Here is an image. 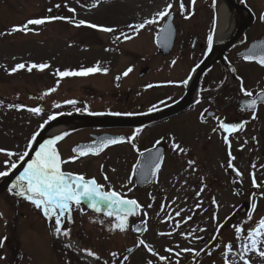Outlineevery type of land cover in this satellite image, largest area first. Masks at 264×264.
Returning a JSON list of instances; mask_svg holds the SVG:
<instances>
[{"label":"rangeland","instance_id":"obj_1","mask_svg":"<svg viewBox=\"0 0 264 264\" xmlns=\"http://www.w3.org/2000/svg\"><path fill=\"white\" fill-rule=\"evenodd\" d=\"M169 3L172 9H181V0H0V150H4L0 151V171L19 160L18 155L9 157L6 153H23L31 137L51 114L71 111L75 105L86 110L122 111L142 104L135 101L128 107L121 105L126 94L135 97L137 77L121 76V85L115 86L114 74H120L132 63L126 51L135 43L148 39L149 25L138 33L129 25L142 23L150 13L164 9ZM183 3V13L190 9L195 11V8L202 15L206 13V0H195V4L192 0H183ZM70 8L74 11H69ZM52 17L63 19L30 25L27 33L12 32L13 27L22 26L29 19ZM80 21L85 24L77 27ZM194 23H199V19ZM87 24L111 27L115 31L105 33L95 28V32L83 28ZM121 33L131 39H125ZM106 45L121 51L115 55L113 72L64 78L57 75L58 71H80L75 69L81 64L91 65L93 59L89 57L106 55ZM170 60H162L161 73L155 80L179 81L185 76L188 69H183L179 61L171 64ZM20 63L25 64V68L12 73L11 69ZM33 63L48 67L29 72L27 66ZM53 88L55 91H49ZM114 88L121 91L115 92ZM162 92L168 95L173 89ZM119 94H122L120 101ZM72 100L76 101L74 105L67 103ZM29 108L41 111L36 114L29 112ZM167 126L178 139L189 134L188 152L191 154L173 151L169 145L172 151L158 180L145 191L136 190L128 179V167L134 156L128 155L125 147L75 165L66 159L65 171L82 173L88 179H96L106 190L135 198L140 208L134 216L140 225H145L143 235L132 233L128 218L126 230L121 232L113 228L118 223L116 217L104 215L107 209L97 212L75 204L71 206V222L62 218V231H68L69 235L58 234L55 217L46 218L41 210L12 190L11 194L0 195V240L4 241L0 246V264H89L83 262L78 249L85 254L86 250L95 253L92 264H149V261L151 264H206V143L202 141V131L186 119L181 124L171 122ZM87 129L94 128L82 130ZM153 135L155 131L145 133L143 137L146 138L139 142L149 146ZM86 137V133L77 134L74 139ZM197 171L200 173H195ZM140 240L156 255L138 246ZM184 249H192L199 255ZM113 252L115 257L111 255Z\"/></svg>","mask_w":264,"mask_h":264},{"label":"snow or ice","instance_id":"obj_2","mask_svg":"<svg viewBox=\"0 0 264 264\" xmlns=\"http://www.w3.org/2000/svg\"><path fill=\"white\" fill-rule=\"evenodd\" d=\"M192 3L195 4V0H192ZM59 7V5H57ZM173 5L171 3L167 4V6L162 10L156 13L155 17L153 19H146L142 23H139L137 25H129V28H131L135 32H139L141 29H144L147 25H151L154 23L159 22V20H163L166 17L170 18L171 9ZM181 12L183 14L185 10V5L183 3V0H181L180 4ZM50 11V10H49ZM69 11H74V9H69ZM188 18L187 16L185 17ZM51 19H63V17H52V18H35V19H29L25 24L22 26H16L12 28V32H29L31 29L29 28L30 25H43L47 22H50ZM260 20L264 21V14H261ZM85 21H80L76 26L79 27L80 25H84ZM89 28H98L99 31L110 33L114 32L115 29L111 27H101L94 24H87L86 25ZM122 36H124L125 39H131L130 36L126 35L125 33H121ZM120 37H117L119 39ZM213 37L210 35L208 37V46L209 49H211L212 46ZM256 47L254 46L253 49H250V54L245 57L246 60H256L257 63H259L261 66H264V43H262L259 47L261 48V51L257 55L256 53ZM48 67L47 64H30L27 66V70L31 72L33 69H39L44 70ZM25 64L20 63L17 64L14 68L11 69L12 73L17 72L18 70L24 69ZM101 69L99 68H87L83 69L81 71H63L57 72V75L60 78L68 77V76H87L89 74L99 72ZM103 71H107L106 69ZM132 71L131 68H128L123 75L127 76ZM119 79V77H117ZM238 80L241 81L240 91L243 93L245 97H252L253 93L246 90L243 86V81L240 77H237ZM183 83H187V80H185ZM148 87H151L149 85ZM49 91H55V88L50 89ZM47 93H45L46 95ZM258 97L261 99H264V93H258ZM69 104H75L76 101H67ZM257 101L255 99L250 100L244 107L247 109L254 110L256 107ZM59 107V105H56ZM19 107V106H17ZM155 108V105L153 106V109ZM153 109H150L153 110ZM29 112L39 114L41 109L39 108H29ZM98 115V113H97ZM114 115H119V113H114ZM56 117L54 115L49 116L48 119L53 120ZM255 118V117H253ZM43 127V125H41ZM219 127L223 129L225 133H232L238 130V128H242L243 125H236V124H229L221 122ZM38 133L34 134L29 144L26 148V150L23 153L20 154H14L12 152H7L6 155L9 157H12L13 155H18V159L20 161H24L25 157L29 156L28 149H31L32 142L36 140V136ZM63 136L58 135L55 136L53 139L45 141V143L41 144L39 147V150L36 151L35 157L31 159V161L27 164V167L24 168L23 172L17 177L16 182L12 185L13 189H16L17 191L15 194L17 196L23 197L24 200L30 202L36 209H39L43 212V215L46 218H52L55 217V232L62 235H69L68 231H62V218H66L69 222H71V206L75 204L76 206H79L82 202H87L88 207L92 208L93 210L99 212L101 209H107V211L104 212V215L112 217L115 216L118 223L113 225V228L119 229V231L123 232L126 230L127 226V218L129 216L135 215L136 210L140 208V205L138 202L134 199H125L122 197L121 193H118L116 191H107L105 192L103 190V186L98 184L95 179H86L81 174H75L71 172H65L62 170V165L67 163L68 161H65L61 158L60 153L58 152V149L56 148V144L58 141L62 140ZM135 139V135L131 138ZM225 140L227 142V137H225ZM122 142L121 139H102L98 143L94 142L93 146H87V147H76L73 149V152L76 153L73 157L70 159L74 162L76 159H78L80 156H86L89 153L91 154H98L100 151H102L105 147L109 145H114L117 143ZM159 143V141H157ZM173 149H179L181 152L183 149L179 148V145L173 144ZM4 151V150H0ZM149 154L151 155V150H148ZM140 155H144V153H140ZM229 164L228 167L233 168V171L236 172V175L239 176L241 173L234 168V166L231 164V159H234L231 157V154L229 153ZM139 163V162H138ZM190 163H193L190 161ZM7 164V162H6ZM17 167L16 163H10L7 164V170L0 171V178L7 177L9 175V172L11 169H15ZM152 167V175L155 176L156 172L160 168L159 163V157L155 159V162L151 165ZM135 171V169H134ZM107 179V177H105ZM255 178L253 176V187H257ZM256 205L253 204L252 208L255 209ZM179 215V213H177ZM190 219V217H189ZM249 219H251V213L249 214ZM260 227L255 232L249 233V239L251 240V248L255 249L257 240L256 237L260 234L261 230H264V218L261 219ZM242 228L241 227H235V232L237 234L241 233ZM168 235H171V233H168ZM215 239V237H213ZM4 241L0 240V246H3ZM138 246H144L145 248H148V245L145 244L143 240L139 241ZM246 247H248L246 245ZM150 252H152L153 255H156V253L151 249L148 248ZM129 252L132 251V249H128ZM166 251H172L171 249H166ZM185 252H193L192 249H184ZM86 254L89 257L95 256V253L91 250H86ZM194 255H199V252H193ZM227 254V253H226ZM262 257H264V250H262L259 253ZM113 257L116 256V253L113 252L111 254ZM98 258V257H97ZM127 259V257H125ZM161 260H164V257L160 258ZM241 260L244 261V264H248V261L245 260L244 255L242 254L240 257ZM149 264H151V261H149ZM178 264V262H177ZM225 264H228V261H225Z\"/></svg>","mask_w":264,"mask_h":264},{"label":"flooded vegetation","instance_id":"obj_3","mask_svg":"<svg viewBox=\"0 0 264 264\" xmlns=\"http://www.w3.org/2000/svg\"><path fill=\"white\" fill-rule=\"evenodd\" d=\"M171 14L174 15L173 22L175 28V43L171 54H169L168 56L161 55L155 43V37L163 24V20H160L159 23L151 25V27L149 28V34L147 37L148 39L146 42L135 43L132 48L126 51L127 55L131 59H133V61L131 60L132 63L125 67L120 74H123L128 68L132 69V71L127 76L132 75L133 78L137 77L134 82L137 86V92H135L134 98L131 97L130 93L126 94L123 101L121 102V105L128 107L135 101H141L142 104H138L133 110H127L128 108H125L126 110L108 111L109 113H119L124 115L147 113L150 112V109H153L154 105L155 108L151 111L162 109L178 101L184 96L186 92L187 83L185 84L183 82L185 80H188L192 69L206 56V13L202 15V13L198 12L197 8L196 13L193 14L191 19L188 20H183L176 11L171 12ZM196 19H199V23H194V20ZM141 35H144V33L140 34L139 36ZM101 48H103V46H101ZM105 48L106 55L102 56L100 53L98 56L89 57L90 59H93L91 60V65L83 64L82 68L87 69L93 67L99 68L101 69V71L106 69L109 73L113 72V68H115L116 66L115 55L116 53H121V51H114L112 45H106ZM164 59H171V64L175 62L178 63L179 61V63L182 64L183 69H188L186 71L185 76L179 81L163 82L160 80H155V78L158 79L157 74L161 73V63ZM187 62L188 67H186ZM182 68L181 74L183 72ZM120 74H114L115 78L113 79V82L115 86H119L122 83V79H120ZM117 77H119V79H117ZM149 85H151V87H148ZM167 89H173V92L168 95H165V93L167 92L162 91H165ZM113 90L115 92L121 91V89L118 88H114ZM118 96V99L120 101V96H122V94H119ZM195 99L196 100L194 101V103L191 104L187 109H185L181 113L177 114L172 118L161 120L157 124L142 128L80 130L71 134H64L63 139L56 144V148L58 149L61 158L66 161V159H70L71 157L76 155L73 152L74 148H76L80 144L92 142L94 140V136L113 135L123 137V140L120 144L108 147L97 157H79L74 161V163H72L75 165L77 164V162L80 161L84 162L93 159H99L107 153H111L113 150L120 151V149H122L123 147H125L129 151L128 155L130 154V156H134L135 160L140 153L146 151L147 149L162 145L166 147L164 162L160 169V171H162L167 156L170 154V152L172 150H179H174L173 144L179 145V148L183 149V154H191V152H188L190 150L189 145L191 144L188 139L189 134L183 135L184 137H182V139H178L175 136V132L167 126L171 122H177L181 124L182 120L186 119L190 125H196L197 129H200L202 131V141L206 143V71L202 74L199 79L197 86V96L195 97ZM144 106L146 107L144 108ZM71 108H75L71 110L72 112L76 110L80 114H82L84 110H86L80 109V106L77 105ZM87 113H96V111L89 110L87 111ZM150 131H155V135H153L150 140L152 143L149 146H145V144L142 145L141 141L139 142V139H145L146 137H143L144 134L149 133ZM85 133L87 134V137L84 140L74 139L77 134ZM134 135L135 139H131ZM147 136H149V139L150 134H148ZM157 141H159V143H157ZM184 142L188 143V145H186ZM169 145L171 146L172 150H170ZM134 147L135 149L133 150L132 148ZM126 160L127 158H125V161ZM134 160L130 163L128 167V172L129 170H131ZM66 164L67 163L63 165L66 166ZM195 173H200V171H197Z\"/></svg>","mask_w":264,"mask_h":264},{"label":"water","instance_id":"obj_4","mask_svg":"<svg viewBox=\"0 0 264 264\" xmlns=\"http://www.w3.org/2000/svg\"><path fill=\"white\" fill-rule=\"evenodd\" d=\"M171 21H167L163 32H167L168 28H170ZM172 46L171 43L168 44V48ZM165 50V49H164ZM168 52L162 51V53ZM206 70V59L199 65L198 72L195 77V81L191 83V86L186 94V96L181 99L179 102L174 104L173 106L167 108L166 110L160 112V113H153L145 116H136V117H129V118H112L110 115H102V116H71V117H60L55 120H53L51 123L48 124V126L45 127V129L38 135L37 139L35 140V143L32 147V149L29 152V156L25 158V160L20 163V165L8 176L6 177L1 183H0V194L7 191L12 185L16 182L17 177L23 172L24 168L27 167V164L31 161L32 158L35 157L36 151L39 150V147L41 144L45 143V141L53 139L55 136H51L49 134L52 130V128L56 126H66L69 128L70 131L79 130L84 127H90V128H106V127H140V126H146L149 124H152L154 122L159 121L162 118L171 117L173 115H176L180 113L182 110L186 109L191 103V97L193 94V91L195 89L196 83L200 75ZM106 139V138H99L96 143H98L100 140ZM94 144H87L79 147H87V146H93ZM162 151V150H161ZM159 157V163L162 160L163 153L160 152V148H157L156 150L151 151V155L149 154V151L145 153L144 155H141L139 159V163L137 164L136 170H135V180L136 184L139 188H145L151 184V182L154 180L155 176L152 175V167L151 162H155V159ZM157 173V172H156ZM133 232L137 234L142 233V227H138V225L133 226Z\"/></svg>","mask_w":264,"mask_h":264},{"label":"bare ground","instance_id":"obj_5","mask_svg":"<svg viewBox=\"0 0 264 264\" xmlns=\"http://www.w3.org/2000/svg\"><path fill=\"white\" fill-rule=\"evenodd\" d=\"M106 8H107V7H106ZM100 10H101V9H100ZM100 10L98 9L97 11H100ZM103 10H105V9H103ZM103 10H102V11H103ZM149 16H150V14H149ZM63 129H64V126H56V127L52 128L50 134H54V133L60 132V131L63 130Z\"/></svg>","mask_w":264,"mask_h":264}]
</instances>
